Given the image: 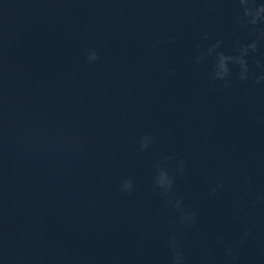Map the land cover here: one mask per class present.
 <instances>
[{
    "label": "water",
    "instance_id": "water-1",
    "mask_svg": "<svg viewBox=\"0 0 264 264\" xmlns=\"http://www.w3.org/2000/svg\"><path fill=\"white\" fill-rule=\"evenodd\" d=\"M242 13L239 0H0V264H171L173 236L185 264H264V22ZM253 39L248 78L231 61L215 78L218 54Z\"/></svg>",
    "mask_w": 264,
    "mask_h": 264
},
{
    "label": "clouds",
    "instance_id": "clouds-1",
    "mask_svg": "<svg viewBox=\"0 0 264 264\" xmlns=\"http://www.w3.org/2000/svg\"><path fill=\"white\" fill-rule=\"evenodd\" d=\"M239 4L243 9V13L240 16L238 23L257 25L258 22H264V4H257V0H239ZM159 42H157L158 45ZM219 42H217L218 44ZM157 45H154L157 46ZM217 45H212L209 48L211 52ZM257 48L256 40L253 39L251 43L244 44L240 47V54L237 56H224L223 53L218 54L217 63L215 65L214 77L224 79L228 73V62L231 61L240 66L239 77L241 80H246L248 78V65L245 60V56L248 54L249 50L255 51ZM86 59L89 63H94L99 59V53L96 49H87L86 50ZM225 86H228V81L225 80ZM153 137L142 136L139 141V146L141 149H144L148 146L149 143L153 140ZM184 168L183 161L180 162L179 171L182 173ZM245 174V179H247ZM157 186H159L168 200V203H174L175 206L179 207L180 201L175 198L174 195H169L171 192V185L173 183L172 178L169 176L167 171L161 170L155 180ZM133 181L131 178L124 179L120 182L119 191L124 194H130L133 190ZM215 192V189H213ZM264 201V193H258L255 198V202L259 203ZM251 211V209L249 210ZM182 222L192 223L195 219L194 214L191 212H184L182 214ZM252 235L250 229H245L241 234V243L246 241ZM222 239V238H221ZM170 249L172 252L171 255V264H185V256L181 250H179L176 243L175 236L172 237L170 241ZM225 255L230 257L232 260L236 259L234 254V247L229 245L225 247Z\"/></svg>",
    "mask_w": 264,
    "mask_h": 264
}]
</instances>
